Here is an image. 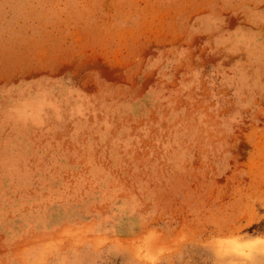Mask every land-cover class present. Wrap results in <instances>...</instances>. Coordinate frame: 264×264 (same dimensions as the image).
<instances>
[{
  "label": "rangeland",
  "instance_id": "rangeland-1",
  "mask_svg": "<svg viewBox=\"0 0 264 264\" xmlns=\"http://www.w3.org/2000/svg\"><path fill=\"white\" fill-rule=\"evenodd\" d=\"M0 264H264V0H0Z\"/></svg>",
  "mask_w": 264,
  "mask_h": 264
}]
</instances>
